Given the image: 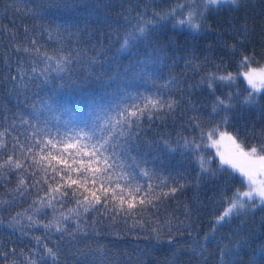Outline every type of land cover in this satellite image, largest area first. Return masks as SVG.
Masks as SVG:
<instances>
[{
    "label": "trees",
    "instance_id": "16d2710c",
    "mask_svg": "<svg viewBox=\"0 0 264 264\" xmlns=\"http://www.w3.org/2000/svg\"><path fill=\"white\" fill-rule=\"evenodd\" d=\"M202 9L201 0H0V165L10 155L33 164L12 148L13 137L31 140L33 124L63 138L141 104L138 93L174 102L150 119L145 109L131 142L130 179L121 183L141 186L134 215L113 219L100 205L84 212L66 180L43 171L46 151L33 149L40 163L26 171H0V264H264V205L217 223L246 184L211 146L223 133L264 156V91L244 75L264 69V0L210 7L196 16L198 29L179 23ZM67 57L68 70L57 72ZM226 75L234 79H218ZM64 158L53 164L76 167ZM57 187L69 195L61 199Z\"/></svg>",
    "mask_w": 264,
    "mask_h": 264
},
{
    "label": "snow or ice",
    "instance_id": "6c2138e0",
    "mask_svg": "<svg viewBox=\"0 0 264 264\" xmlns=\"http://www.w3.org/2000/svg\"><path fill=\"white\" fill-rule=\"evenodd\" d=\"M203 3V9L199 13L192 12L189 14L187 20H180V24L187 23L189 27L193 29H198L199 24L195 23L194 20L197 15L203 16V11H206L208 8L213 6H219L224 4L236 5L238 0H201ZM184 5H180V8H183ZM194 7V6H193ZM173 11H177L174 9ZM139 36L146 37L147 31L145 27L138 28ZM132 36L129 35L124 39V46H128L129 39ZM249 61V57L243 56L241 60L242 65H246ZM71 62V57H67L65 62L62 63L56 70L57 72H62L67 69V64ZM151 60L142 62L143 64L151 63ZM255 72V70H253ZM44 73H41L43 75ZM148 73L145 69H141L138 72V75H147ZM249 84L252 85L253 89H257V85L253 80V76L249 73H245ZM220 80H233L234 78L231 75L220 76ZM261 82L264 84V70H261ZM211 82L209 87H211ZM258 90V89H257ZM141 99V104L132 103L127 107L117 108L116 115L112 116L107 113L102 116H97L96 120L101 121V123H93L90 128L87 127L85 122V127L73 128L75 133L72 136H65L63 138L59 137V130L57 129V136H53L52 132L47 129H42L33 124L32 128L34 129L32 138L29 142L23 143L20 141L19 137H13L12 148L15 152L17 149L20 151V155L24 158H30L33 160L32 165L27 167H33L34 165H39V161H36L35 156L36 152H33V149H38L39 153H44L46 155L42 157L44 161H47V167L43 168L44 172H48L49 168L51 171L50 179L57 180V177L66 180L68 187L72 189L71 196L75 198L76 204L78 207L82 206L84 212H88L90 208L96 209L97 205H100L97 211L103 210L106 215L110 213H115L113 219L117 215H134L132 211L136 208L137 196L135 193L141 191V186L136 185L133 189L130 183H121V181L128 182L130 179V173L126 171V161L127 159H133L130 155L129 148L131 142L135 140L138 136V130L141 120L145 115V109H148V117L151 118L152 111L160 108L171 109L174 102L164 101L162 99L150 98L142 96V94H137ZM231 97L229 96V100ZM253 97L251 94L246 98V102H251ZM218 106H224L225 108L230 105L226 104L225 100L217 97ZM215 110V109H214ZM58 119V117H57ZM22 124H28V121L21 119ZM47 124V121H44ZM4 133H0V136ZM223 133L221 136L223 137ZM211 136V133H209ZM229 139H232L229 137ZM58 145L62 147H58ZM0 147H6V145L0 144ZM199 147V145H196ZM55 151V154H53ZM261 151H264V146L261 147ZM257 153V148L252 147L251 154ZM65 154L72 158L73 164L76 167L68 165L66 168H58L53 164V161H56L57 164L67 165V160L64 158ZM249 155V154H245ZM259 159L264 161V156H260ZM230 162V161H225ZM234 167H238L239 170L245 175L249 176L251 179V173L246 172L243 167L234 164ZM27 167L20 162V159H13V156L10 155L8 160L5 161L3 165H0V171L13 169L26 171ZM128 168H131V165H127ZM201 168H204V161H201ZM61 173L63 176L61 177ZM71 173H76L77 178H72ZM19 174V173H18ZM144 176H148L147 171L143 172ZM91 184L93 187H89ZM19 186L26 191L27 185L24 183V179L19 180ZM75 186V187H73ZM98 186V187H97ZM152 186L149 185V188ZM182 187V185H178ZM178 187H171L170 193L174 194ZM81 189L83 191H81ZM54 192H60V197H66L69 195L67 191H61L59 187L53 189ZM98 192L100 194H98ZM258 195L261 197V203H264V190H258ZM128 197L126 200L125 197ZM243 196H247L251 199L252 193L245 192ZM54 198V197H53ZM140 205L145 206L151 204V200H145L141 198L139 200ZM239 203V201H237ZM237 203H231V206L224 212L223 215L217 218V223L224 221L226 217H229L232 213V210L237 207ZM51 204V200H49ZM125 204L127 207L125 208ZM111 205V207H109ZM241 208L244 207L242 203L239 205ZM79 215V213H77ZM31 219V217H29ZM64 219H68L67 216ZM45 227H49L45 225ZM77 230L79 231V224H77ZM56 231L64 234H70V230L67 228H62L59 225L56 227ZM153 231H156L155 229ZM207 239V237H206ZM48 254L55 261L56 254L53 249H47Z\"/></svg>",
    "mask_w": 264,
    "mask_h": 264
},
{
    "label": "rangeland",
    "instance_id": "374dc122",
    "mask_svg": "<svg viewBox=\"0 0 264 264\" xmlns=\"http://www.w3.org/2000/svg\"><path fill=\"white\" fill-rule=\"evenodd\" d=\"M249 74L253 76V80L257 85L258 90L257 89L255 90L263 92L264 84H262L261 82V70L251 72ZM246 80L248 81L247 77ZM211 146L216 151V155L220 159V161L226 167L235 171L245 181L246 184L245 192L252 193L251 199L247 196H243L242 193L240 198L238 199L239 203H237V207L234 208L230 216L226 217L224 221H221V223H224L226 220L230 219L231 217L239 213L255 210L258 207L264 205V203H261V197L258 195V190H264V161H261L259 159L260 155L257 153L251 154V152L238 148L233 144V142L231 141V139H229L228 136L223 135L222 137L221 134L214 136ZM245 154H249V155H245ZM225 161H230V162H225ZM234 164L243 167L246 172L251 173V179H249L248 175L242 173L238 167H234L233 166ZM240 203L244 205L243 208L239 206Z\"/></svg>",
    "mask_w": 264,
    "mask_h": 264
}]
</instances>
